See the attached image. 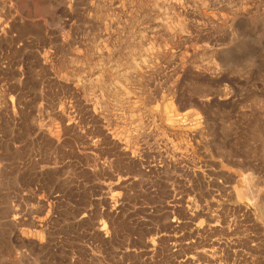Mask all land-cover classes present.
Returning <instances> with one entry per match:
<instances>
[{"label":"rangeland","instance_id":"rangeland-1","mask_svg":"<svg viewBox=\"0 0 264 264\" xmlns=\"http://www.w3.org/2000/svg\"><path fill=\"white\" fill-rule=\"evenodd\" d=\"M0 264H264V0H0Z\"/></svg>","mask_w":264,"mask_h":264}]
</instances>
